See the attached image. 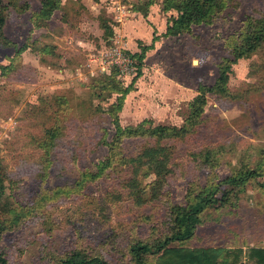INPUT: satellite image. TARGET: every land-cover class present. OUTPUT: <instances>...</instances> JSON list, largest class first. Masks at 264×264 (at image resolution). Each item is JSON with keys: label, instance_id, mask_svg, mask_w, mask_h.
I'll return each instance as SVG.
<instances>
[{"label": "rangeland", "instance_id": "1", "mask_svg": "<svg viewBox=\"0 0 264 264\" xmlns=\"http://www.w3.org/2000/svg\"><path fill=\"white\" fill-rule=\"evenodd\" d=\"M42 1L0 0V251L8 264H56L77 249L132 264L129 244L164 235L170 205H183L208 171L223 178L254 166L260 177L204 210L193 236L171 245L220 248L227 261L239 247H264V46L231 64L229 97L206 94L195 131L160 141L171 172L154 198L146 169L131 192L130 164L102 166L115 134L111 105L121 93L101 89L111 73L110 87L128 89L117 112L123 128L184 125L199 85L214 83L219 65L232 59V37L247 15L259 16L264 0H229L212 23L176 36L163 35L177 14L164 10V0H59L48 18L38 16ZM150 44L140 62L127 54ZM53 123L59 130L49 145ZM122 142L115 159L152 140Z\"/></svg>", "mask_w": 264, "mask_h": 264}, {"label": "trees", "instance_id": "2", "mask_svg": "<svg viewBox=\"0 0 264 264\" xmlns=\"http://www.w3.org/2000/svg\"><path fill=\"white\" fill-rule=\"evenodd\" d=\"M59 0H43L38 16L48 18L51 12L59 7ZM229 5V0H164V10H175V17H172L168 25H166L164 36H176L183 33H189L192 25L210 24L218 16L220 12ZM5 19L2 9L0 8V37ZM99 28L103 35L109 38L113 34L111 27L106 25V20H99ZM157 39L153 36V40ZM231 55L232 59H225L218 67V74L213 84L199 85L198 94L188 104L189 115L184 120V125L168 126L157 125L156 127H145L147 121H142L135 126H127L123 128L117 117V112L121 108L122 98L127 93L128 89H118L117 85L110 87L114 80L111 79L113 73L104 79V87L109 91L120 90V97H117V104L109 114L112 115V124L115 129V134L111 143H107L109 153L102 164L103 167L115 165L130 164L132 176L127 180L126 187L131 192L139 191L137 180L138 172L141 168L146 169L153 176V181L150 184V195L156 197L162 190L165 177L171 172L169 168V153L165 146L161 145L162 139L183 137L190 132L195 131V127L201 123L204 106L206 104V94H215L218 97H229L226 84L228 81V72L232 63H235L243 57H247L254 53L257 49L264 46V8L258 17L249 14L240 27L239 35L232 37ZM152 44L144 45L141 52L130 54L129 57L136 58L138 62L143 60L145 51L152 49ZM19 52V51H18ZM111 79V80H108ZM107 81V82H105ZM77 106V105H76ZM59 126L53 125L50 131L51 139L47 143H52L58 135ZM147 137L152 140L150 145L144 146L135 156L125 157L121 155L115 159L114 145H120L124 138ZM103 138V144H105ZM210 150L206 149L205 154ZM261 176L258 167H244L231 173L226 177L220 178L215 173L208 171L205 175V183L201 186H190L183 205L174 204L169 207L170 226L168 231L159 238L153 239L150 242L134 241L128 246V254L132 264H151L150 259H154V264H238L236 260L227 261L221 260L224 250L220 248L201 247V248H185L173 246L178 242L190 239L198 224L200 223L201 213L207 208L214 207L216 204H223L230 194L239 191L243 185L248 182L255 181ZM2 174L0 173V196L3 193ZM258 187L264 189V183H259ZM137 204H141V197H135ZM3 225L0 222V239L3 231ZM252 255L258 257L256 264H264V249H252ZM226 254V253H225ZM228 254V253H227ZM226 254V256H227ZM225 256V257H226ZM221 257V258H220ZM0 264H8V261L0 251ZM56 264H109L102 256L87 253L85 250H74L56 259ZM242 264V263H239Z\"/></svg>", "mask_w": 264, "mask_h": 264}, {"label": "crops", "instance_id": "3", "mask_svg": "<svg viewBox=\"0 0 264 264\" xmlns=\"http://www.w3.org/2000/svg\"><path fill=\"white\" fill-rule=\"evenodd\" d=\"M130 22H126V23H124V24H122L123 25V27H127L128 26V24H129ZM135 24V23H134ZM133 29V28H132ZM126 33V32H125ZM135 33V32H134ZM134 33H127V35L126 36H130V38H128V40H130L131 38H136V39H139V40H141L140 39V37H137L136 35H138L139 33H135L136 35H134ZM145 33V32H144ZM147 36H149V33H145ZM151 35V34H150ZM152 35H153V33H152ZM152 38V37H151ZM144 40V39H143ZM158 41V40H157ZM157 41H155V43H157ZM154 43V44H155ZM161 88L164 90V88H163V86H161ZM159 94H161V92L159 91L158 92ZM252 249H264V247H250L249 249L247 248H245V247H239L238 248V250L237 251H233V252H231V253H229V252H227L228 253V257H229V255L230 254H232L233 255V257H232V259H229L228 261H233V259L234 260H236L237 261V263L239 264V263H242V264H256V262H257V260H258V257L257 256H255V255H253V257H251V255H252V252H251V250Z\"/></svg>", "mask_w": 264, "mask_h": 264}, {"label": "built area", "instance_id": "4", "mask_svg": "<svg viewBox=\"0 0 264 264\" xmlns=\"http://www.w3.org/2000/svg\"><path fill=\"white\" fill-rule=\"evenodd\" d=\"M117 58H119V56H118V55H117ZM117 58H116V60H115V62H116V63L120 62V60H119V59H117Z\"/></svg>", "mask_w": 264, "mask_h": 264}]
</instances>
